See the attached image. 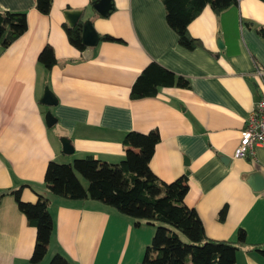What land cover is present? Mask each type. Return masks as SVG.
Returning a JSON list of instances; mask_svg holds the SVG:
<instances>
[{"label":"crops","instance_id":"crops-1","mask_svg":"<svg viewBox=\"0 0 264 264\" xmlns=\"http://www.w3.org/2000/svg\"><path fill=\"white\" fill-rule=\"evenodd\" d=\"M112 1L114 10L103 17L89 0H53L49 15L37 10L36 0H0V11L28 18L27 31L0 53V195L29 185L23 201L50 199L54 231L41 264L57 253L70 264L139 263L155 225H137L97 201L55 197L45 172L51 160L71 163L87 155L117 164L126 155V134L157 129L151 170L166 183L187 175L185 202L207 236L237 242L244 230L246 244L235 264H264V255L251 249L264 242V189L249 183L254 172L264 176V146L254 158L234 156L262 92L252 73L257 65L264 68V38L256 31L264 26V2L239 0L223 11L206 6L188 26L201 46L188 50L168 25L161 0ZM66 11H82V22L91 20L99 36L122 41L100 37L92 58L84 59L63 28ZM47 45L57 59L50 70L38 62ZM150 62L188 79L189 87H162L156 96L132 99V85ZM45 87L57 98L55 106L40 103ZM47 111L57 119L52 128ZM62 137L73 154H64ZM35 242L36 229L14 196H2L0 264H31Z\"/></svg>","mask_w":264,"mask_h":264},{"label":"trees","instance_id":"trees-1","mask_svg":"<svg viewBox=\"0 0 264 264\" xmlns=\"http://www.w3.org/2000/svg\"><path fill=\"white\" fill-rule=\"evenodd\" d=\"M97 1L89 0L92 8ZM161 1L166 9L168 25L177 33L179 43L188 50L201 46L200 41L189 33L188 26L206 6L211 5L214 9L223 11L238 5L239 2ZM52 4L53 0H36L37 10L44 15L50 14ZM63 28L69 42L83 51L85 47L81 40L82 22L73 28L64 23ZM27 29L28 18L25 12L0 11V53ZM256 31L264 38V26L257 27ZM101 39L110 42L122 41L111 35H103ZM38 62L48 70L57 63L50 45L40 52ZM175 86L188 88L189 81L156 62H150L134 81L130 97H153L158 94L160 88ZM159 141L160 134L157 129L148 133L129 132L123 139L126 155L117 164L101 161L92 155L74 159L71 163L51 160L45 172V186L55 197L75 201H97L136 220L137 225L141 221L155 225L156 232L152 242L146 248L143 260L136 264H235L238 250L246 244L244 230L239 231L237 242L219 241L207 236L197 211L185 202L190 190L189 177L184 175L166 183L151 170L150 161ZM80 176L87 181V187L80 180ZM26 186L29 185L3 192L0 198L6 194L14 196L18 209L25 215L28 224L36 229V242L30 263L41 264L48 254L54 231L49 209L50 199L38 195V200L34 203L23 201L22 190ZM225 212L226 209L223 208L220 212L221 218L225 216ZM251 249L264 255V242L253 245ZM49 264L70 263L62 254L57 253Z\"/></svg>","mask_w":264,"mask_h":264},{"label":"water","instance_id":"water-1","mask_svg":"<svg viewBox=\"0 0 264 264\" xmlns=\"http://www.w3.org/2000/svg\"><path fill=\"white\" fill-rule=\"evenodd\" d=\"M93 8L102 16H107L112 10H114V5L112 0H98ZM66 20L68 21V26L73 28L82 22L83 12L82 11H66ZM82 44L85 49L82 51V56L84 59L89 60L92 58L93 49L97 46L100 41V36L96 32L93 22L91 20H86L82 22V34H81ZM260 97H257L259 100ZM40 103L44 106L52 107L58 103L57 98L54 96L49 87H45L44 94ZM46 125L52 128L57 123V119L54 115L47 111L45 115ZM62 149L64 154L71 155L74 152L73 146L70 140L66 137L61 138ZM249 183L252 185L254 190L259 191L264 189V176L259 172H254L251 174Z\"/></svg>","mask_w":264,"mask_h":264},{"label":"built area","instance_id":"built-area-1","mask_svg":"<svg viewBox=\"0 0 264 264\" xmlns=\"http://www.w3.org/2000/svg\"><path fill=\"white\" fill-rule=\"evenodd\" d=\"M252 77L262 92L240 132L239 144L234 153L235 158H254L256 148L264 146V68L257 65Z\"/></svg>","mask_w":264,"mask_h":264},{"label":"rangeland","instance_id":"rangeland-1","mask_svg":"<svg viewBox=\"0 0 264 264\" xmlns=\"http://www.w3.org/2000/svg\"><path fill=\"white\" fill-rule=\"evenodd\" d=\"M80 180L87 187V184H88L87 181L83 177H81V176H80ZM142 260H143V258L139 262H141Z\"/></svg>","mask_w":264,"mask_h":264}]
</instances>
